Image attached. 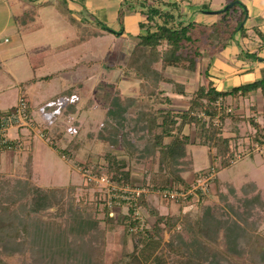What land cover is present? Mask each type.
<instances>
[{"label": "rangeland", "instance_id": "1", "mask_svg": "<svg viewBox=\"0 0 264 264\" xmlns=\"http://www.w3.org/2000/svg\"><path fill=\"white\" fill-rule=\"evenodd\" d=\"M108 38L90 41L89 46H93L96 40L100 41V49L91 51L90 60H84L78 68L63 69L53 74L55 60L50 59L43 69H38L31 75L40 76L39 80L22 82L21 87L30 99V107L27 109V125L20 129H23L22 133H27L30 142L28 144L24 142V138L18 137L23 142L21 148L0 152V174L12 185L22 181L17 185L20 190H25L29 184L61 187L68 191L73 188L72 199L75 202L83 199L90 204L91 211L96 212L93 215L101 220L100 225L105 230L107 247L114 248L112 238L120 232L121 227L106 225L104 187L89 179L101 174L109 177L103 166L106 163L103 155L107 152L114 153L119 159H124L130 168L129 185L147 189L149 192L144 194L147 202L161 214L182 218L176 226L178 234L163 228V240L165 243L169 241L170 246L165 244L154 253L159 257V264H264V251L259 250L260 247H254L260 239L264 241V145L254 142V128L251 129L246 122L238 129L242 137L232 142L235 158L230 167L195 180L193 170H207L211 164V152L207 147L196 144L200 125H186L184 132L189 133L191 141L195 143L187 146L193 165L191 171L181 175L192 186L197 185V180H200L206 190L202 193L205 199L199 204L197 194H193L185 202L162 198L156 192L158 189L152 186H165L171 181L168 179V170L161 169L157 153L151 152V144L139 139L146 129L139 125L135 130L131 124L122 123V127H117L116 135H110L108 131L111 102L120 96H137L142 93L141 83L122 69L131 59L129 52H126L133 42L128 39L123 43H114ZM107 45L121 46L123 51L116 59L108 57V53L103 57L102 49ZM71 59L72 55H68L66 59L57 62L68 63ZM104 63L113 65V68L105 70ZM179 72L192 74L193 71L168 68L166 76L171 82L163 83L161 87L172 91L180 86L182 76ZM7 79L9 78L0 71V111L16 105L18 99L19 87L12 81L10 87H7ZM134 83L138 85L135 86ZM252 96L253 98H244L242 104L231 102L225 103V106L233 107L232 110L237 115L240 114L237 110L246 109L249 116V104L257 103L259 106L264 101L259 92H254ZM64 97L68 99L65 103L62 102L58 107L49 106L50 120H47L43 105L58 103ZM175 99L170 104L155 100L153 106H169L174 110L187 107V103L180 97ZM258 115L261 116L260 112ZM259 120L264 125L261 117ZM114 121L113 119L112 123L118 125ZM233 122L231 120L224 123V135L234 130ZM9 135L18 136V129L9 130ZM111 139L114 143L109 142ZM56 148L63 150L65 154L60 155ZM130 149L134 156L128 154ZM6 157L8 163L1 164ZM218 162L219 160L214 165ZM173 168L182 170L185 166L175 164ZM214 176L218 177L219 186L213 180ZM252 181L256 187H247L246 183L250 184ZM114 206L112 209L107 207L111 216L120 219L127 214L126 204ZM64 209L65 214H58L56 207L33 214L31 217L37 222L36 228L28 233L25 240L14 238L4 245L0 243V251L12 254L7 259L8 262L78 264V258L75 260L70 251V248H76L75 242L66 247L64 241L66 236L69 241L76 236L72 231L74 221L71 217L72 210H75L74 207L69 209L67 203ZM135 215L142 218L146 228L152 226L154 217L144 207H137ZM57 224L61 228L59 231L55 228ZM135 243L131 236L127 237L126 249L131 251Z\"/></svg>", "mask_w": 264, "mask_h": 264}, {"label": "trees", "instance_id": "2", "mask_svg": "<svg viewBox=\"0 0 264 264\" xmlns=\"http://www.w3.org/2000/svg\"><path fill=\"white\" fill-rule=\"evenodd\" d=\"M237 8H240V12ZM177 9L175 4L168 5L167 8L148 5L142 11L147 20L146 23L141 24L145 28V33L137 36L138 42L132 51L131 59L127 66L122 68L128 76L132 75L141 83L142 93L137 96H120L111 102L108 110L111 121H108L112 123L114 119L118 125L108 122V131L110 135H116L118 126L123 125L122 123L131 124L135 130L142 125L146 131L140 134L139 139L146 144H151V152L157 153L159 165L162 166L161 169L168 170V179L171 181L165 186L154 185L152 188L175 187L187 191L192 185L181 174L191 171L193 162L187 151V146L192 141L190 135L184 133L186 125H200L198 144L207 147L211 152L210 166L207 170L193 172L195 180L231 166L235 158L232 147L234 139L224 135L223 126L227 119L234 122L249 121L255 128L254 142L261 146L264 145V125L256 122L253 116L244 117L231 113L232 111H227L225 106V98L228 96H246L251 92L259 91L264 97V76L227 90H217L212 82L207 80L206 84H200L195 88L189 96L188 106L182 110H174L169 106H153L155 100L165 104L172 103V98L165 95L166 90L161 87L163 83L171 82V79L166 76L168 68L194 71L201 60L202 50L220 51L234 39L237 32L244 34L242 22L247 11L241 2H235L231 8L219 11L218 21L210 26L181 19ZM31 13H33L31 10L25 12L17 19V22H24ZM119 17H122V14ZM102 27L109 30L104 24ZM259 36L264 45V35L259 33ZM49 53L51 52L47 51L34 57L31 60V68L35 69L41 65L44 57ZM173 92L184 93L180 86H176ZM219 100L222 101L219 103ZM250 108L255 109L256 107L251 106ZM261 115L264 121V105ZM109 142L114 143L112 139ZM56 150L60 155L65 154L63 150L58 148ZM128 154L134 156L131 149ZM103 156L106 161L103 166L111 181L118 184H129L130 168L124 159H119L111 152ZM217 160H219L218 164L214 165ZM175 164H184L185 168L176 170L173 168ZM4 180L6 179L0 174V243L4 245L14 238L25 240L28 233L36 228L37 222L31 217L33 214L50 207H56L58 214H65L64 205L67 203L69 209L72 210L74 207L75 210H72L71 217L74 221L72 231L76 236L70 241L66 236L64 241L66 247L71 242H75L76 248H70V251L75 260L76 257L78 258L76 260L78 264H121L124 262L159 264V257L154 253L165 244L170 246L169 241L165 243L163 240V228L177 233L176 226L182 221L179 216L161 214L155 206L147 202L144 195L134 203H127V214L120 219L111 216L108 208L104 207L106 225L121 227L120 232L112 238L115 247L109 248L105 230L100 225L101 220L94 216L96 212L91 211L89 203L83 199L77 202L72 199L73 188L68 191L61 187H41L29 184L25 190L22 188L20 190L17 185L20 182L23 183L22 181L12 185L9 180L5 183ZM213 180L219 186L218 177L214 176ZM249 183L251 185L246 183L247 187H256L255 182ZM194 194L198 195V203L201 204L205 196L199 190H195ZM137 207H144L154 217L150 228H146L142 218L135 215ZM55 228L58 230L60 225H55ZM129 236L136 241L131 251L126 249V239ZM254 247H260L259 250L264 251V241L260 239ZM9 257H12V254L0 251V264H12L7 260Z\"/></svg>", "mask_w": 264, "mask_h": 264}, {"label": "crops", "instance_id": "3", "mask_svg": "<svg viewBox=\"0 0 264 264\" xmlns=\"http://www.w3.org/2000/svg\"><path fill=\"white\" fill-rule=\"evenodd\" d=\"M230 2H241L245 6L247 14L242 22L244 34L237 32L234 39L220 51L202 50L201 60L192 74L179 72L182 76L179 85L184 91L183 94L166 90L165 95L172 98V101L180 97L188 106L189 95L198 85L206 84L207 80H210L217 90H227L264 76V45L259 36V33L264 35V0H38L36 2L0 0V71L9 78L6 80L7 87H10V81L19 87L17 103L24 98L30 107V99L24 94L21 84L39 80L40 76L31 75L36 73V70L43 69L48 64V60H55L53 74L63 69L78 68L84 60L86 62L90 60L91 51L100 49V41L96 40L93 46H89L90 41L105 37H109V41L114 43L117 41L123 43L129 39L133 45L126 53L129 52L128 54L131 55L138 42L137 36L145 33V28L141 24L147 22L146 15L142 12L146 6L167 8L168 5L175 4L181 19L210 26L218 21V12ZM29 10L33 13L24 22H17V19ZM237 10L240 12V8ZM120 14L122 17H119ZM103 24L109 30L104 29ZM47 51L51 53L44 57L41 65L32 69L31 60ZM122 51L121 46L107 45L102 49V56L108 53V57L116 59ZM68 55H72L70 62H57L66 59ZM104 68L109 70L113 65L104 63ZM134 85L138 84L134 83ZM253 93L239 97L228 96L225 100L229 104L231 102L242 104L247 96L253 98ZM64 101L68 99L64 97L58 103L43 105L47 120H50L49 106L58 107L62 102L65 103ZM260 104L259 106L257 103L249 104V116H253L259 124H261L259 117L262 118V115L258 114L262 112L264 101L262 100ZM14 106L15 104L0 113ZM251 106L256 108L252 109ZM233 110L232 112L235 113L236 111ZM237 111L240 112V116L248 117L246 109ZM229 121L231 119H227L226 124ZM246 122L250 124L247 120L235 122L234 130L225 136H230L234 140L241 138L238 129ZM250 126L251 129L254 128L251 124ZM22 130L18 128V137L24 138V142L29 144L27 133H22ZM249 131V133L255 132V128ZM6 159L7 157L1 164L6 165L8 163ZM195 171L199 170H193Z\"/></svg>", "mask_w": 264, "mask_h": 264}, {"label": "built area", "instance_id": "4", "mask_svg": "<svg viewBox=\"0 0 264 264\" xmlns=\"http://www.w3.org/2000/svg\"><path fill=\"white\" fill-rule=\"evenodd\" d=\"M222 100H219V103ZM225 103H228L225 101ZM229 104V103H228ZM27 108L28 103L24 98H21L19 102L12 108L0 113V152L5 149H19L22 147L23 142L18 136L11 137L9 130L18 129L27 125ZM227 111H232L230 105L226 108ZM94 181L100 183L104 187V199L108 208L115 207L114 205H123L129 202H136L142 195L149 191L144 188L132 186L129 184H118L111 181L110 177L105 174L96 176V178L90 177ZM197 185L194 184L190 189L184 191L175 187L158 189L156 192L166 200H172L176 202H185L190 195L195 193V190H199L201 193H205L203 186L200 184V180H197Z\"/></svg>", "mask_w": 264, "mask_h": 264}, {"label": "water", "instance_id": "5", "mask_svg": "<svg viewBox=\"0 0 264 264\" xmlns=\"http://www.w3.org/2000/svg\"><path fill=\"white\" fill-rule=\"evenodd\" d=\"M233 5H234V2H230L223 8V10H227V9L231 8Z\"/></svg>", "mask_w": 264, "mask_h": 264}]
</instances>
